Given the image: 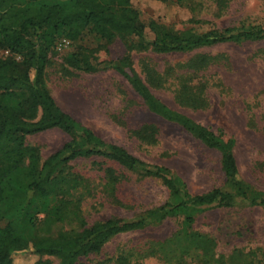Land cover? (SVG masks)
<instances>
[{
  "label": "trees",
  "instance_id": "1",
  "mask_svg": "<svg viewBox=\"0 0 264 264\" xmlns=\"http://www.w3.org/2000/svg\"><path fill=\"white\" fill-rule=\"evenodd\" d=\"M149 27L156 33L152 51L166 56L227 41L264 38V26L237 34L232 28L195 33L171 31L155 22ZM88 28L113 42L118 37H141L147 26L130 0H0V51L9 54L0 56V264H16L17 254L29 248L37 256L32 264H54L51 257L58 258L59 264H77L83 257L99 255L117 235L172 219L181 223L170 236L123 247L100 264H147L152 259L162 264H260L256 251L235 249L229 255L218 254L215 239L193 227L197 214L214 208H231L239 202L264 208V191L253 188L241 176L235 139L196 122L153 93L155 88H172L179 106L207 109V72L217 64L218 56L199 52L164 70L142 58L141 73L131 57H126L117 68L141 99V106L220 153L228 188L192 194L168 168L147 167L123 146L106 142L53 97L47 86L51 48L61 37L77 40ZM71 59L77 63L75 57ZM53 129L70 137L55 153L43 158L39 147L26 145L27 136ZM159 131L156 124L145 123L134 133L140 141L153 144ZM89 160L102 174L99 184L76 170L78 163ZM127 172L160 180L169 191L168 201L132 220L115 216L88 225L85 212L90 203L104 199L126 206L119 185L128 178ZM31 211L36 215H30ZM41 213L42 218L38 216ZM6 216L15 221L2 226ZM14 222L29 224L38 233L42 226L48 234L26 238ZM55 224L62 228L53 235L50 232Z\"/></svg>",
  "mask_w": 264,
  "mask_h": 264
},
{
  "label": "rangeland",
  "instance_id": "2",
  "mask_svg": "<svg viewBox=\"0 0 264 264\" xmlns=\"http://www.w3.org/2000/svg\"><path fill=\"white\" fill-rule=\"evenodd\" d=\"M130 6L147 26L141 37H118L108 42L88 28L77 40L57 39L47 67V86L57 103L103 140L123 146L147 167L168 168L171 176L186 183L190 193L227 189L220 153L205 147L177 124L141 106V99L117 69L126 57H131L135 69L141 73L142 58L152 60L157 69L164 70L199 52L218 56L217 64L207 72L210 76L207 90L210 106L207 109L179 106L172 88H155L153 93L196 122L226 138H234L241 176L253 188L264 191V38L227 41L186 54L166 56L152 51L156 33L149 27L155 22L171 31L195 33L232 28L237 34L264 26V0H130ZM7 55L8 51H0V56ZM145 123L156 124L160 129L153 144L140 141L134 133ZM69 140L65 132L53 129L27 136L25 141L26 145L39 147L42 157L46 158ZM76 170L90 176L96 184L102 182L98 165H93L90 160L78 163ZM126 175L128 178L119 185V194L126 206H116L104 199L92 202L85 212L88 225L115 216L132 220L146 209L168 201L169 191L160 180L142 178L135 172ZM30 215L35 216L36 211H31ZM38 216L42 218L44 214ZM12 221L15 220L6 216L1 224L5 226ZM180 223L181 220L172 219L117 235L99 255L83 257L77 264H100L118 254L123 247L149 239H164L177 230ZM13 224L26 238H33L36 233L38 236L48 234L42 226L38 233L29 224ZM193 227L215 239L218 254L229 255L235 249L256 251L257 258L262 260L260 264H264L263 207L239 202L231 208H214L197 214ZM61 228L55 224L50 233L54 235ZM36 259L33 249L29 248L17 254L16 264H32ZM51 259L54 264H59L58 258ZM147 264L162 263L152 259Z\"/></svg>",
  "mask_w": 264,
  "mask_h": 264
}]
</instances>
